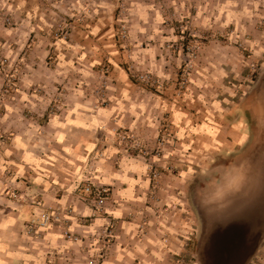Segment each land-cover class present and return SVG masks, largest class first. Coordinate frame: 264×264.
Instances as JSON below:
<instances>
[{
	"label": "rangeland",
	"instance_id": "374dc122",
	"mask_svg": "<svg viewBox=\"0 0 264 264\" xmlns=\"http://www.w3.org/2000/svg\"><path fill=\"white\" fill-rule=\"evenodd\" d=\"M88 36L107 46L86 44ZM263 82L264 0H0V214L7 186L11 201L33 208L26 237L46 241L39 232L47 228L61 234V246L47 241L45 264H201L205 214L227 190L211 185L209 142L196 152L194 128L207 129L199 125L210 123L213 106L227 117L240 107L259 138ZM118 86L139 88L166 112L154 139L116 117L100 127L124 152H92L85 178L61 191L89 212L21 190L17 152L56 150L65 120L78 109L109 108L122 95ZM179 115L184 136L173 124ZM112 153L117 165L140 164L149 186L144 204L121 216L114 186L92 180ZM88 186L106 190L102 207L95 196L84 202ZM42 213L52 216L47 227L39 226ZM244 264H264V240Z\"/></svg>",
	"mask_w": 264,
	"mask_h": 264
},
{
	"label": "crops",
	"instance_id": "0c3cea01",
	"mask_svg": "<svg viewBox=\"0 0 264 264\" xmlns=\"http://www.w3.org/2000/svg\"><path fill=\"white\" fill-rule=\"evenodd\" d=\"M102 39L101 36L90 38L88 36L86 40L89 42L86 44L101 43L106 47L107 43L104 44L105 39ZM88 51L95 53L93 49ZM103 52H105L104 48L100 49L99 55ZM138 89L133 86H118V91L122 95L109 108L97 111L75 110L62 124L65 128L58 132L56 150L39 152L29 149L28 152H17L22 162L16 163L13 169L17 172V182L21 190L28 195H38V199H43L46 204L69 203L74 206L78 214H87L89 210L80 200L67 193L61 195V191L70 189L85 178L86 164L92 152H124L105 141V137L101 132L99 133L100 127L112 126L111 119L116 117L117 125L129 124L138 132L142 131L143 128H139L142 126L153 139L157 136L160 115L166 112L165 103L161 105L159 102L149 100V96L142 94ZM215 109L213 106L210 123L201 121L199 125H205L207 129L194 128L196 134L194 138L201 142L196 152L202 150L203 140L209 142L207 148L211 159V185L223 184L222 188L229 191L242 177L246 167L255 159L258 135L249 109L234 107L233 111L229 112L232 115L230 117H227L228 114L221 115L218 109L215 112ZM185 115L186 111H184ZM119 118L121 121L118 120ZM173 124L178 135L184 136L181 131H185L183 125L186 124V120L179 115L174 117ZM199 131L201 134L206 133L205 139L200 136ZM167 150L170 152L169 148ZM220 157L221 161L224 160L221 163ZM117 162V155L110 154L97 164L98 174L94 175L92 180L114 186L118 204L114 213L121 216L144 204V193L149 186L140 175L144 174L140 164L122 162L119 166ZM139 179L142 181L139 182ZM21 197L25 198L24 195ZM32 214L33 208L28 202H13L8 198L6 186V207L0 214V264H45V255L50 250L47 241H59L58 246H61V241L57 240L61 234L53 228L42 229L39 232L44 235L46 241L26 237L23 234L24 224L32 218ZM132 243L139 248L138 241Z\"/></svg>",
	"mask_w": 264,
	"mask_h": 264
},
{
	"label": "water",
	"instance_id": "95a60500",
	"mask_svg": "<svg viewBox=\"0 0 264 264\" xmlns=\"http://www.w3.org/2000/svg\"><path fill=\"white\" fill-rule=\"evenodd\" d=\"M260 97L256 157L236 185L218 197L205 214L198 252L201 264H244L264 240V82Z\"/></svg>",
	"mask_w": 264,
	"mask_h": 264
},
{
	"label": "built area",
	"instance_id": "2783aa9c",
	"mask_svg": "<svg viewBox=\"0 0 264 264\" xmlns=\"http://www.w3.org/2000/svg\"><path fill=\"white\" fill-rule=\"evenodd\" d=\"M103 192H106V190L95 191L94 189H92L91 187L88 186L83 191L82 199L84 200V202H91L92 196H95L98 198V201L96 204H98V206L102 207V205L104 204V198L102 196ZM51 219H52L51 215H49L48 213H42L40 215V217L38 218L39 226L47 227L50 224ZM34 231H35L34 226H32V224H30L28 226V232L30 233V232H34Z\"/></svg>",
	"mask_w": 264,
	"mask_h": 264
},
{
	"label": "bare ground",
	"instance_id": "6f19581e",
	"mask_svg": "<svg viewBox=\"0 0 264 264\" xmlns=\"http://www.w3.org/2000/svg\"><path fill=\"white\" fill-rule=\"evenodd\" d=\"M256 205H254V207H255Z\"/></svg>",
	"mask_w": 264,
	"mask_h": 264
}]
</instances>
